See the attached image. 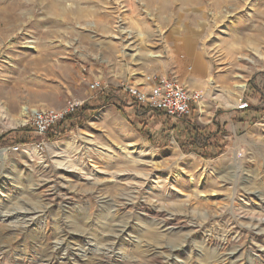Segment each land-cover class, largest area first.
Returning <instances> with one entry per match:
<instances>
[{"label":"rangeland","instance_id":"374dc122","mask_svg":"<svg viewBox=\"0 0 264 264\" xmlns=\"http://www.w3.org/2000/svg\"><path fill=\"white\" fill-rule=\"evenodd\" d=\"M13 1L0 0V264H264V0H19L9 18ZM192 51L211 64L192 129L121 89L174 59L191 73ZM108 98L53 138L31 130L37 109ZM240 101L258 112L242 128ZM193 128L212 147L192 146ZM68 151L77 170L54 163Z\"/></svg>","mask_w":264,"mask_h":264},{"label":"built area","instance_id":"2783aa9c","mask_svg":"<svg viewBox=\"0 0 264 264\" xmlns=\"http://www.w3.org/2000/svg\"><path fill=\"white\" fill-rule=\"evenodd\" d=\"M93 90H104L107 86L101 84L96 79L90 83ZM121 89L124 93L139 102L142 105L160 110L165 116L171 118H181L191 113L192 105L200 106V102L205 97L203 90L188 89L176 76H148L147 84L135 85L123 83ZM80 106L75 101H68L63 108H41L33 111L32 122L37 134L45 135L55 123L64 119L76 107ZM247 101H240L237 109L243 110L249 108Z\"/></svg>","mask_w":264,"mask_h":264},{"label":"crops","instance_id":"0c3cea01","mask_svg":"<svg viewBox=\"0 0 264 264\" xmlns=\"http://www.w3.org/2000/svg\"><path fill=\"white\" fill-rule=\"evenodd\" d=\"M187 57L189 58V62L193 65V70L191 73H186L183 70L182 60H175L174 63L177 65V68L173 70L171 73H167L165 75L160 76H173L176 75L180 81L190 90H205L208 88V77L211 69V64L209 60L205 57V55L200 51H192L191 54H188ZM178 64H177V63ZM184 63V62H183ZM212 115L208 116L209 119L207 121V124L210 121V118L214 117L215 111H210ZM239 116L241 119H239L237 122V127L242 128L246 124L247 126H250V121L253 119L254 116H258V112L251 111V109H243L238 111ZM229 114L221 115V118L223 120L225 119V116ZM165 116V115H164ZM200 117V116H199ZM201 118V117H200ZM228 126V124H227Z\"/></svg>","mask_w":264,"mask_h":264},{"label":"trees","instance_id":"16d2710c","mask_svg":"<svg viewBox=\"0 0 264 264\" xmlns=\"http://www.w3.org/2000/svg\"><path fill=\"white\" fill-rule=\"evenodd\" d=\"M109 98L108 99H106V100H104V101H102L101 102V104L100 105H95V106H89V105H80V106H78V107H76V109L73 111V112H71V113H69L64 119H61V120H59V121H57L56 123H55V125L52 127V128H54V127H59V128H63V126H64V124L66 123V122H68L69 120H73L74 118H76V116H84V117H90L91 115H94L100 108H102L103 106H105L106 104H108L109 103ZM133 101L134 102H136L137 104H139L141 107H142V109H145V108H147V109H149V110H152V111H154V112H157V113H159V114H162V115H164V113L162 112V111H160V110H157V109H152L151 107H149V106H146V105H142V104H140L139 102H137V101H135L134 99H133ZM118 106L119 107H121L119 104H118ZM143 107H145V108H143ZM197 106L196 105H192V109H191V113L188 115V116H185V117H181V118H177V119H188V121L189 120H192L191 118H192V116H194V113H196V111H197ZM146 110V109H145ZM88 112H90V113H88ZM185 121V120H184ZM190 122V121H189ZM185 123H186V121H185ZM135 124H137V126L140 128V126L138 125L139 124V122L138 121H136L135 122ZM186 124H188V126H187V128L188 129H192V126H190V125H192V123H186ZM185 124V125H186ZM175 127H177V125H175ZM51 128V129H52ZM51 129H49L48 130V132L46 133V135H45V137H47V135H49V138H53L54 136H55V132L54 133H50V131H51ZM141 129V128H140ZM184 129H185V127H184ZM220 130H221V127L219 128ZM20 130H23V129H19V131ZM31 130L32 131H35V127L33 126V127H31ZM141 130H143V129H141ZM193 130H194V132H195V135H196V137L192 140V143H191V145L192 146H196L195 148H208V147H212L211 145H210V143H209V138H210V136H207L206 135V137H201L202 135H199L198 133H197V130H199L200 131V129L199 128H193ZM36 132V131H35ZM185 134H188L189 133V135L191 134L190 132H185V130L183 131ZM191 137V136H190ZM205 138L208 140V142L206 143L205 142Z\"/></svg>","mask_w":264,"mask_h":264},{"label":"bare ground","instance_id":"6f19581e","mask_svg":"<svg viewBox=\"0 0 264 264\" xmlns=\"http://www.w3.org/2000/svg\"><path fill=\"white\" fill-rule=\"evenodd\" d=\"M55 1V0H54ZM53 1V2H54ZM217 2H219L220 0H216ZM230 1V0H229ZM21 2V1H20ZM19 4H23V3H19V0H14L13 2H10L7 6V10H5L4 12H6V17L12 18V17H17V7L19 6ZM25 4V3H24ZM23 4V5H24ZM26 5V4H25ZM22 11V10H21ZM19 10L18 13L21 12ZM2 12V11H1ZM7 19V18H6ZM8 20V19H7ZM5 20V21H7ZM241 86H244V84L241 83ZM240 89V88H239ZM238 95V93H237ZM90 149V148H89ZM110 152H113L112 150H109ZM130 157V155H127ZM137 156V155H136ZM133 158V157H132ZM141 160V159H140ZM54 163L56 164V167L60 168V169H66L68 171H74L77 170V166L75 163V160L72 158V156L70 155L69 151L68 153L64 152V154L60 153V155H56L55 159H54ZM133 161V160H132ZM138 162V161H137ZM100 170V169H99ZM147 171V170H146ZM123 172V171H122ZM149 172V171H148ZM128 173V172H127ZM116 176H118L117 174H115Z\"/></svg>","mask_w":264,"mask_h":264}]
</instances>
